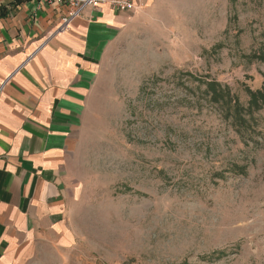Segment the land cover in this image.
Wrapping results in <instances>:
<instances>
[{"label":"rangeland","instance_id":"374dc122","mask_svg":"<svg viewBox=\"0 0 264 264\" xmlns=\"http://www.w3.org/2000/svg\"><path fill=\"white\" fill-rule=\"evenodd\" d=\"M141 8L70 160L68 236L26 264H264V0Z\"/></svg>","mask_w":264,"mask_h":264},{"label":"crops","instance_id":"0c3cea01","mask_svg":"<svg viewBox=\"0 0 264 264\" xmlns=\"http://www.w3.org/2000/svg\"><path fill=\"white\" fill-rule=\"evenodd\" d=\"M69 9L0 0V264L67 238L70 160L102 67L142 8L88 7L57 32Z\"/></svg>","mask_w":264,"mask_h":264},{"label":"built area","instance_id":"2783aa9c","mask_svg":"<svg viewBox=\"0 0 264 264\" xmlns=\"http://www.w3.org/2000/svg\"><path fill=\"white\" fill-rule=\"evenodd\" d=\"M45 3L50 4H58L69 6L70 9L67 15L63 18L62 23L57 29V32L66 31L70 24L76 19L78 16L82 14V12L88 7H95L102 4H109L115 9L119 10H128L133 11L138 8H141L143 3L140 0H41ZM1 91V88H0Z\"/></svg>","mask_w":264,"mask_h":264},{"label":"trees","instance_id":"16d2710c","mask_svg":"<svg viewBox=\"0 0 264 264\" xmlns=\"http://www.w3.org/2000/svg\"><path fill=\"white\" fill-rule=\"evenodd\" d=\"M253 96L255 97V94H254ZM254 97L252 98V100H255ZM237 172H238V173H244V168H238V169H237Z\"/></svg>","mask_w":264,"mask_h":264}]
</instances>
